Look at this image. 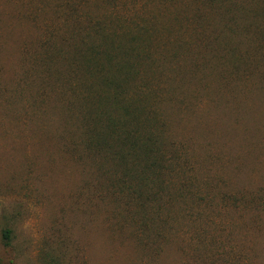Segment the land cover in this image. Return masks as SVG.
Segmentation results:
<instances>
[{
  "label": "rangeland",
  "instance_id": "obj_1",
  "mask_svg": "<svg viewBox=\"0 0 264 264\" xmlns=\"http://www.w3.org/2000/svg\"><path fill=\"white\" fill-rule=\"evenodd\" d=\"M0 264H264V0H0Z\"/></svg>",
  "mask_w": 264,
  "mask_h": 264
},
{
  "label": "trees",
  "instance_id": "obj_2",
  "mask_svg": "<svg viewBox=\"0 0 264 264\" xmlns=\"http://www.w3.org/2000/svg\"><path fill=\"white\" fill-rule=\"evenodd\" d=\"M115 126V128H117L118 130H120L121 129V127H119L118 125H114ZM126 128V127H125ZM138 140L139 139H137L136 140V138L134 139V141H133V143L131 144V146H132V149H134L135 151H136V149L138 148ZM9 235V233H7V236Z\"/></svg>",
  "mask_w": 264,
  "mask_h": 264
}]
</instances>
